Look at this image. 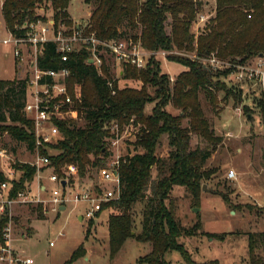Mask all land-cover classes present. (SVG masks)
<instances>
[{
  "label": "trees",
  "instance_id": "1",
  "mask_svg": "<svg viewBox=\"0 0 264 264\" xmlns=\"http://www.w3.org/2000/svg\"><path fill=\"white\" fill-rule=\"evenodd\" d=\"M92 4L86 34L93 33L99 40L133 39L149 51H165L166 60L180 64L173 81L160 71V63L152 57L145 69L137 70L124 65L121 78L138 81L141 87L118 86L109 73L106 58L102 73L88 62L86 50L73 53L66 63H61L56 47L48 42L38 58L40 69L56 70L62 66L70 69L69 92L77 119L55 122L60 139L39 153L50 159L54 173L60 168L75 164L77 178L92 181L91 170L103 167L111 155L107 141L123 127L135 128L133 153L120 157L118 166L119 199L103 203L98 216L109 210L107 218L110 257L113 258L124 242L133 238L150 245V251L139 259L140 264H167L164 255L176 251L185 264H218L216 261L195 263L179 243L180 238L194 236L201 224L192 230L183 227L176 218L171 193L175 187L184 189L186 197L195 205L199 203L202 181L214 171L206 170V162L221 143L205 117L200 95L217 105L218 92L236 100V93L225 88L221 78L229 70H213L204 60L215 58L230 63L244 64L256 58L264 60V0H215L214 15L207 19L204 28L195 35L191 27L196 20L199 0H83ZM70 0H4L1 15L6 30L22 36L25 22L45 21L35 9L50 3L55 24L71 28L67 8ZM138 29L126 35L121 27ZM173 51L181 53L172 54ZM27 78L0 80V134H9L18 142L34 150V124L28 119L25 104ZM109 83L111 84L109 86ZM74 86L80 96L75 97ZM264 97V96H263ZM153 104L150 111L147 106ZM170 106L176 113L167 109ZM264 119V98L258 103ZM167 140L166 156H158L160 139ZM198 141L192 145V139ZM264 160V154H263ZM16 168L21 172L12 181L11 195L32 183L35 169L27 164ZM8 178L0 170V182ZM95 189H97L95 185ZM225 203L228 198L221 195ZM143 202L139 233L133 231V208ZM41 211V206H37ZM93 224L95 220H89ZM133 232V234H132ZM232 234V233H231ZM208 238L223 240L228 233L204 234ZM248 258L245 264H264V232L248 233ZM85 255L80 246L63 264H71Z\"/></svg>",
  "mask_w": 264,
  "mask_h": 264
},
{
  "label": "rangeland",
  "instance_id": "2",
  "mask_svg": "<svg viewBox=\"0 0 264 264\" xmlns=\"http://www.w3.org/2000/svg\"><path fill=\"white\" fill-rule=\"evenodd\" d=\"M201 7L191 31L197 35L205 26L208 18L214 15L215 0H199ZM48 9V7H46ZM93 5L85 4L83 0H70L68 16L72 27L79 26L85 29L88 24ZM47 13L52 15L48 9ZM1 18V10H0ZM203 18V19H202ZM71 27V28H72ZM126 35L137 33L128 27L120 29ZM8 37V32L0 25V80L24 79L30 77L29 56L23 53L24 60L13 57L11 46H4L1 41ZM172 54L180 55L176 51ZM108 70L112 78L117 80L118 86L141 87L138 81L125 80L119 76L120 64L115 63L108 56L105 57ZM156 59L160 63V71L172 79L178 72L184 70L180 64L170 62L161 55ZM228 91L236 93L225 98L224 92H218L217 105L212 106L201 94L200 104L205 117L208 119L215 135L222 138L221 143L206 162V170L214 173L202 181L211 192H200L199 203L186 197L184 189L175 187L171 193L174 211L179 223L192 230L197 223L194 236L180 238L178 241L195 263L216 261L218 264H245L248 258V233L264 232V119L259 112L258 103L263 94L253 83L243 82L235 85L229 76L221 78ZM153 104L147 106L150 111ZM172 113H176L170 106ZM250 116L249 118H247ZM112 130V129H111ZM116 130H118L116 128ZM132 126L123 127L116 147L112 146L111 139L107 147L114 155L133 153ZM112 132V131H111ZM193 137L192 145L197 143ZM45 150L53 154L54 150L48 145ZM112 150V151H111ZM0 170L7 178H19L21 172L16 168L20 164L32 162L34 151L27 148L23 142H18L9 134H0ZM168 151L165 137L160 139L156 150L158 156H166ZM229 170H233L235 177L227 178ZM54 170L48 169L41 174V183L46 190L41 192V198L48 199L51 190L57 186L48 180V175ZM92 181L76 178L71 181L74 192L88 188L98 183L96 170H91ZM43 178H45L43 180ZM34 181V179H33ZM33 191L34 188H33ZM34 193V192H33ZM228 198L225 203L221 195ZM143 202H138L133 212V232L139 233ZM65 210L50 212L37 211V206L16 208L17 214L16 237L22 227L27 228L28 241L22 246V257H29L33 264H63L80 246L85 249V255L71 264H140L139 259L150 251V245L139 243L133 238L127 239L118 253L111 258L108 243L107 218L109 210L102 212L96 223L90 224L83 212V205L71 203L64 206ZM197 210V211H195ZM78 216H83L79 220ZM231 232L223 240L208 238L204 234H221ZM243 232V233H242ZM52 242L53 245L49 246ZM167 264H185L178 252L172 251L164 255Z\"/></svg>",
  "mask_w": 264,
  "mask_h": 264
},
{
  "label": "built area",
  "instance_id": "3",
  "mask_svg": "<svg viewBox=\"0 0 264 264\" xmlns=\"http://www.w3.org/2000/svg\"><path fill=\"white\" fill-rule=\"evenodd\" d=\"M3 1L0 0L1 5ZM46 7L52 12L50 3L35 9L36 15L44 17L45 21L25 22L21 27L24 30L22 36L9 33L8 37L1 41L4 46H11L15 59L23 61V53L30 59V77L27 81L23 112L34 124V158L27 165L35 169V175L31 184L26 185L23 190L16 191L13 195H11L12 181L18 179L8 178L7 181L0 182V264H33L31 258L22 257L14 249L13 243L17 228L16 208L40 205L43 214L46 215L47 207L49 213H52L71 203L74 206L84 205L85 217L88 220H95L103 203L119 199L118 166L122 155H114V152H111L105 165L97 170L98 183L95 184L97 189L93 185L74 192L71 181L77 178L78 168L75 164H66L60 168V175L55 173L48 175V180L57 188L51 190L48 199L40 198L41 192L46 190V187L40 184L41 174L45 170L52 169V165L47 156L39 153V149H45L47 145L60 139L55 122L77 119V111L73 108V96L69 92L68 85V79L71 76L70 69L66 66L56 70L38 67V58L42 56L45 44L51 42L55 45L61 63H66L73 53L86 50L89 60L93 61L92 64L99 74L102 73L103 59L108 56L115 63L120 64L119 76L122 75L124 65L142 70L147 67L152 57L156 58L157 55H161L166 58L168 55L165 51L146 50L133 39L104 41L97 39L93 33L86 34L85 29L79 26L68 28L61 24L56 25L53 13L49 15ZM204 63L213 70H229L228 77L234 80L235 85L243 82L253 83L264 96L263 59L256 58L239 64L211 56L205 59ZM170 81H172L171 78ZM73 93L76 98L80 96L78 86H74ZM116 128L113 126L111 130L114 133V137L111 138V144L114 147L119 143ZM4 156V152L1 151L0 157ZM234 177V171L229 170L227 178L233 179ZM21 238L25 239L26 235L21 234ZM52 245L53 243L50 242L49 246Z\"/></svg>",
  "mask_w": 264,
  "mask_h": 264
},
{
  "label": "crops",
  "instance_id": "4",
  "mask_svg": "<svg viewBox=\"0 0 264 264\" xmlns=\"http://www.w3.org/2000/svg\"><path fill=\"white\" fill-rule=\"evenodd\" d=\"M1 4H0V10H1ZM67 12L69 13V10H68V8H67ZM2 24V26L4 27V29L6 30V28H5V25H4V21H3V18H2V15H1V18H0V25ZM6 32H8L7 30H6ZM8 34H9V32H8ZM4 173V172H3ZM45 178H43V180H44ZM33 184H34V182H33ZM42 185H44L43 183H42ZM45 186V185H44ZM46 187V186H45ZM42 196H41V194H40V198H41ZM84 206V205H83ZM65 210V209H64ZM85 211V206H84V208H83V212ZM16 214V213H15ZM17 215V214H16ZM79 217V220H82V217L83 216H78ZM100 217V216H99ZM94 223H96V221L94 222ZM27 228H25V227H22L21 229H20V232H19V234L17 235V237H15V240H14V249H15V251L17 252V253H19V254H21V253H23V250H22V246L25 244V242H27L28 241V237L29 236H26V238L25 239H22L21 238V234H25V235H27L28 234V232H27ZM225 233H228V234H231V232H229V231H227V232H225ZM243 233V232H242ZM244 264V263H243Z\"/></svg>",
  "mask_w": 264,
  "mask_h": 264
},
{
  "label": "water",
  "instance_id": "5",
  "mask_svg": "<svg viewBox=\"0 0 264 264\" xmlns=\"http://www.w3.org/2000/svg\"><path fill=\"white\" fill-rule=\"evenodd\" d=\"M88 62L90 63V64H92V60L90 59V60H88ZM250 116H248L247 118H249ZM63 184V183H62ZM201 191H203V192H211V190L210 189H208L207 188V186L206 185H202V187H201ZM65 208L64 207H61L60 208V211L61 210H64ZM195 211H197V210H195ZM132 234H133V232H132Z\"/></svg>",
  "mask_w": 264,
  "mask_h": 264
}]
</instances>
